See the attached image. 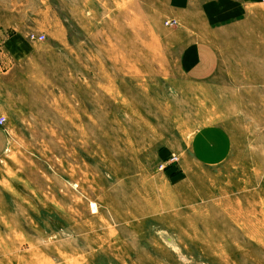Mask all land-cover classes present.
<instances>
[{
    "label": "rangeland",
    "instance_id": "obj_1",
    "mask_svg": "<svg viewBox=\"0 0 264 264\" xmlns=\"http://www.w3.org/2000/svg\"><path fill=\"white\" fill-rule=\"evenodd\" d=\"M172 2L0 0V264H264V2L202 77Z\"/></svg>",
    "mask_w": 264,
    "mask_h": 264
},
{
    "label": "crops",
    "instance_id": "obj_2",
    "mask_svg": "<svg viewBox=\"0 0 264 264\" xmlns=\"http://www.w3.org/2000/svg\"><path fill=\"white\" fill-rule=\"evenodd\" d=\"M172 4V13L192 30H200V23L205 27L185 48L187 65L184 69L189 76H206L219 66L240 71V65L243 69L239 74H253L252 62L242 61L252 58L251 40L245 41L244 36L249 34L258 0H173ZM243 42L247 43L246 49L239 52L238 47ZM259 54L263 61L256 71L264 74V49H260Z\"/></svg>",
    "mask_w": 264,
    "mask_h": 264
},
{
    "label": "built area",
    "instance_id": "obj_3",
    "mask_svg": "<svg viewBox=\"0 0 264 264\" xmlns=\"http://www.w3.org/2000/svg\"><path fill=\"white\" fill-rule=\"evenodd\" d=\"M264 2V0H262ZM4 120L3 116H0V123H3L2 121ZM171 159H176V155H172Z\"/></svg>",
    "mask_w": 264,
    "mask_h": 264
}]
</instances>
